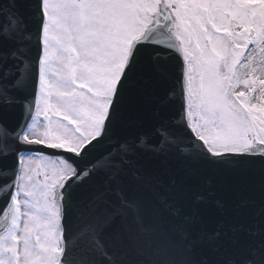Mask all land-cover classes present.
<instances>
[{"label":"snow or ice","instance_id":"1","mask_svg":"<svg viewBox=\"0 0 264 264\" xmlns=\"http://www.w3.org/2000/svg\"><path fill=\"white\" fill-rule=\"evenodd\" d=\"M0 264H264V0H0Z\"/></svg>","mask_w":264,"mask_h":264}]
</instances>
